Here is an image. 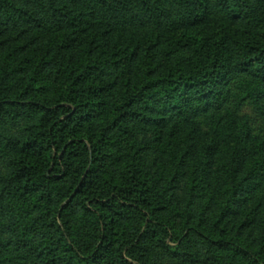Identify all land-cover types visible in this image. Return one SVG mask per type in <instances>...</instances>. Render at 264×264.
I'll list each match as a JSON object with an SVG mask.
<instances>
[{
	"label": "trees",
	"instance_id": "trees-1",
	"mask_svg": "<svg viewBox=\"0 0 264 264\" xmlns=\"http://www.w3.org/2000/svg\"><path fill=\"white\" fill-rule=\"evenodd\" d=\"M263 22L264 0H0V264H264Z\"/></svg>",
	"mask_w": 264,
	"mask_h": 264
},
{
	"label": "rangeland",
	"instance_id": "rangeland-1",
	"mask_svg": "<svg viewBox=\"0 0 264 264\" xmlns=\"http://www.w3.org/2000/svg\"><path fill=\"white\" fill-rule=\"evenodd\" d=\"M228 24H230L228 26ZM215 25V24H214ZM214 25L213 24H208V25H201L199 27H196L192 30H187L185 31L186 34H197L199 36H204L207 33H210V31L214 30ZM232 25V26H231ZM224 26V25H223ZM225 27L227 29H230L231 27H236V25L231 24L229 22L225 23ZM222 28L219 26H216V29H220ZM261 30H264V22L261 24ZM126 42L128 41V39H124ZM190 135L191 138L194 141V144H196L197 146H201L202 144H206L207 143V130L206 127L204 125H201L200 128H198L196 125H192L190 127H183L179 130L176 131V138L178 139H183L185 136ZM198 146V147H199ZM264 199V191H262V194H260L259 197L255 196L251 199H249L250 204L254 203V202H259V200Z\"/></svg>",
	"mask_w": 264,
	"mask_h": 264
}]
</instances>
